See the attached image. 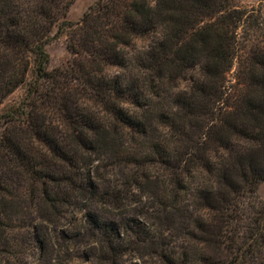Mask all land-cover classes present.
<instances>
[{
    "label": "trees",
    "instance_id": "16d2710c",
    "mask_svg": "<svg viewBox=\"0 0 264 264\" xmlns=\"http://www.w3.org/2000/svg\"><path fill=\"white\" fill-rule=\"evenodd\" d=\"M74 1L0 0V107L37 72L0 116V264L26 247L37 263L264 264L260 10L98 0L60 26L72 58L49 71Z\"/></svg>",
    "mask_w": 264,
    "mask_h": 264
},
{
    "label": "rangeland",
    "instance_id": "374dc122",
    "mask_svg": "<svg viewBox=\"0 0 264 264\" xmlns=\"http://www.w3.org/2000/svg\"><path fill=\"white\" fill-rule=\"evenodd\" d=\"M97 1L98 0H75L66 17L63 18L61 23L54 28L52 34L50 35V39L45 46V51L49 56V61L46 65V68L49 71H52L57 67L67 65L72 58L71 54L67 50V27L64 26L62 29L63 31L58 34L60 26L63 24V22L76 23L80 21L84 13ZM239 3L241 6L254 7L260 10L262 17L264 18V0H239ZM36 76V64L34 58H32L26 83L5 99L4 103L0 107V116L11 107L18 106L25 99L29 84L35 80ZM1 125L2 122L0 123V132L3 130ZM258 195L264 201V183L259 186ZM10 252L11 253L8 252L6 254V256H8V260L4 259L3 264H78L79 262L77 258H74V260L71 261V255L69 256L64 254V258H58L55 255H51L49 252V255L45 261L41 260L37 263L36 258L32 254L33 251L29 247L24 248L21 253L18 254V257L11 256L12 251Z\"/></svg>",
    "mask_w": 264,
    "mask_h": 264
}]
</instances>
